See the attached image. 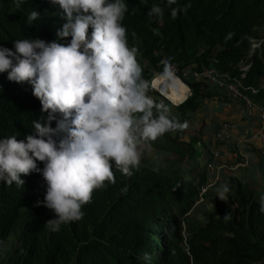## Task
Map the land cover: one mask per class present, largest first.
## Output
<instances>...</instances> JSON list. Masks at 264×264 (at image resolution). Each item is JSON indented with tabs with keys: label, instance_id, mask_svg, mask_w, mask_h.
Masks as SVG:
<instances>
[{
	"label": "trees",
	"instance_id": "obj_1",
	"mask_svg": "<svg viewBox=\"0 0 264 264\" xmlns=\"http://www.w3.org/2000/svg\"><path fill=\"white\" fill-rule=\"evenodd\" d=\"M154 2L164 6L163 0H126L123 24L146 80L162 73L167 60L190 87L191 95L176 106L180 122L216 96L205 90V81L184 75L186 70L227 73L229 81L246 88L239 87L244 95L264 106V0H178L190 6L175 18L165 8L160 20L147 15ZM33 10L41 17L29 24L27 15ZM58 12L51 0L19 5L0 0V46L13 49V41L24 38L55 40L63 22ZM149 93L158 94L151 87ZM40 109L29 84L0 73V137L31 134V121L41 115ZM151 142L176 158L160 170L139 165L130 177L114 169L115 182L95 190L82 207L83 217L57 232L45 227L52 211L35 206L46 189L40 174L22 175L25 183L19 187L0 183V264H264L259 191L243 175L214 183L205 177L199 184L185 181L180 166L194 154L196 137ZM225 183L230 191L222 201L215 189ZM207 184L201 202L210 207L198 219L193 206L200 186Z\"/></svg>",
	"mask_w": 264,
	"mask_h": 264
},
{
	"label": "clouds",
	"instance_id": "obj_2",
	"mask_svg": "<svg viewBox=\"0 0 264 264\" xmlns=\"http://www.w3.org/2000/svg\"><path fill=\"white\" fill-rule=\"evenodd\" d=\"M23 2L16 0L18 5ZM51 2L59 6L63 21L55 40L24 38L14 40L13 49L0 46V73L6 72L9 81L29 84L41 105L31 134L0 137V183L19 187L25 183L22 175L40 174L46 189L35 206L52 211L45 227L57 232L83 217L82 207L95 190L115 182L114 169L132 176L144 146L166 132L183 130L187 122L176 120L149 94L152 80L144 78L138 49L129 45L123 24L126 0ZM163 4L154 2L147 15L160 20L167 8L175 18L190 6L178 0ZM40 17L33 10L27 23ZM162 63L163 80L157 88L171 79L169 62ZM215 191L223 201L230 189L225 183ZM260 211L264 213V206Z\"/></svg>",
	"mask_w": 264,
	"mask_h": 264
},
{
	"label": "rangeland",
	"instance_id": "obj_3",
	"mask_svg": "<svg viewBox=\"0 0 264 264\" xmlns=\"http://www.w3.org/2000/svg\"><path fill=\"white\" fill-rule=\"evenodd\" d=\"M201 80L205 81L207 85L205 86V90L215 93L216 96L212 99L207 100L204 105L197 110V112L190 115V118L187 121L186 128H184L183 130L166 132L162 136L156 138L154 140L155 142L162 143L166 141L167 138L173 139L175 138V135H178L179 142L189 141L191 137H196L203 144H208V146L210 147L219 146L220 148L224 145H227L228 147L230 146L229 141L232 142L236 140L235 134L239 132L240 129L238 127L240 126V124L250 123V119L246 117L247 114L243 101L238 97H235L230 92V89H228L227 86L220 85L216 80H213L211 78H201ZM149 94L153 97L154 103L159 104L162 109H168L169 114L176 120L180 121L181 118L176 111L175 104L173 105V103H171L162 95L152 93ZM225 124H229L230 129L224 130ZM226 128L228 127L226 126ZM219 133H221L222 138L218 139L217 135ZM234 146L236 145L234 144ZM231 148L234 151L235 148H233V146ZM262 149L264 150V145ZM201 151L202 154L195 153L192 156H187L185 161L181 163L180 168L184 175L185 181H194L195 183L199 184L201 178L205 177V179L208 180L209 183H214L215 181L221 180L225 177L232 176L231 173L235 175L234 172L236 170H229L230 168L217 170L216 167H214L213 169H208L206 165L209 161L206 160L205 153L203 155L204 151ZM175 158L176 155L174 153L157 149L154 147V144L152 142H149L146 146L143 147V154L140 165L146 163L151 168L160 170L166 166L167 161ZM240 172L248 175V172H246V170ZM261 192L264 196L263 189ZM209 207L210 206L207 205L204 201H197L193 206L194 213L192 212V214L196 218L201 219L202 211L205 208ZM10 239L14 240V237H11ZM159 255H163L161 251L159 252Z\"/></svg>",
	"mask_w": 264,
	"mask_h": 264
},
{
	"label": "crops",
	"instance_id": "obj_4",
	"mask_svg": "<svg viewBox=\"0 0 264 264\" xmlns=\"http://www.w3.org/2000/svg\"><path fill=\"white\" fill-rule=\"evenodd\" d=\"M246 117L250 119V123L240 124L238 127L240 130L239 132L237 131L238 133H236L238 135L235 134L236 140L232 142L229 141L230 146L235 148L234 151L230 146L227 147V145L220 147L221 157L216 159L214 163L218 167L225 165V168H230L229 170H236V173L234 172L235 175L239 174L244 176L245 174L240 171L246 170V172H248V175H245L246 180L251 184L252 187L258 189L259 194L262 197L263 195L261 191L262 189L264 190V154L262 153H264V150L262 149L263 143L258 136V131L260 129L258 109L255 108L252 115H246ZM224 126V130L230 129L229 124H225ZM226 126L228 128H226ZM197 141L198 142L194 144V154H202L201 150H203V155L205 153L206 160L211 161L212 153L216 146L210 147L208 144H206V147V145L203 144L199 139H197ZM234 144L236 146H234ZM231 175L235 176L232 173Z\"/></svg>",
	"mask_w": 264,
	"mask_h": 264
},
{
	"label": "built area",
	"instance_id": "obj_5",
	"mask_svg": "<svg viewBox=\"0 0 264 264\" xmlns=\"http://www.w3.org/2000/svg\"><path fill=\"white\" fill-rule=\"evenodd\" d=\"M248 68L247 65H243L242 69L246 70ZM173 73L178 74V69L177 67H175L174 65H171V71ZM184 75L187 76H192L195 79L201 80V78H211L213 80H216L217 83H219L220 85H225L228 87V89H230V92L235 96L238 97L240 100L243 101L244 103V107H245V111L246 114L248 116H251L254 109H258L259 111V118H260V129L258 131V136L260 138V140L262 141L263 145H264V106L255 103L250 97L244 95L242 93V91L239 89V87H241L240 83H238L237 81H229V76L228 74H220L218 71H216L215 69L211 68V69H204L201 72H191V71H184ZM242 88V87H241ZM242 89H246V88H242ZM250 89L255 93L257 92L255 88L250 87ZM218 139L222 138L221 133H219L218 135ZM221 157V150L218 146H216L213 150L212 153V159L211 161H209L207 163V168H214L216 167L217 170H221L223 168H225V165H221V166H216L215 165V160L219 159ZM209 186V184L207 185H202L200 186L199 190H198V202L201 201L203 199V195L207 190V187Z\"/></svg>",
	"mask_w": 264,
	"mask_h": 264
},
{
	"label": "bare ground",
	"instance_id": "obj_6",
	"mask_svg": "<svg viewBox=\"0 0 264 264\" xmlns=\"http://www.w3.org/2000/svg\"><path fill=\"white\" fill-rule=\"evenodd\" d=\"M170 81L168 83H164L167 87L168 94H164L165 90H163V94L165 95V98H168V100L171 103H174L175 105L181 101H183L188 94L189 88L186 83L181 78H178L174 75L170 74ZM163 80V77H157L154 81V85H159L161 81Z\"/></svg>",
	"mask_w": 264,
	"mask_h": 264
},
{
	"label": "water",
	"instance_id": "obj_7",
	"mask_svg": "<svg viewBox=\"0 0 264 264\" xmlns=\"http://www.w3.org/2000/svg\"><path fill=\"white\" fill-rule=\"evenodd\" d=\"M170 74H171V75H174V76H176V77H178V78H180L176 73L170 72ZM157 77H161L160 74L156 75V76L152 79L151 87H152L154 90H156L159 94H161V95L164 97L165 95L163 94L162 91L165 90V89H167V87H166V85L163 83L162 86H160L159 88H157V86L154 85V81H155V79H156ZM160 84H161V83H160ZM160 84H159V85H160ZM187 86H188V85H187ZM188 88H189V91H188V94L186 95L185 99H184L183 101L177 103L175 106L180 105L181 103H183L184 101H186V100L188 99V97L191 95V89H190L189 86H188ZM166 99L168 100V98H166ZM173 105H174V103H173Z\"/></svg>",
	"mask_w": 264,
	"mask_h": 264
}]
</instances>
